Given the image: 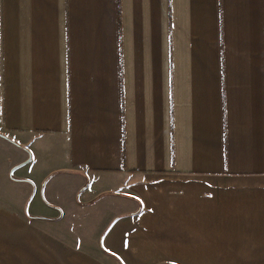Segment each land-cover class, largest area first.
I'll use <instances>...</instances> for the list:
<instances>
[{
    "label": "crops",
    "instance_id": "crops-1",
    "mask_svg": "<svg viewBox=\"0 0 264 264\" xmlns=\"http://www.w3.org/2000/svg\"><path fill=\"white\" fill-rule=\"evenodd\" d=\"M0 264H264V0H0Z\"/></svg>",
    "mask_w": 264,
    "mask_h": 264
},
{
    "label": "rangeland",
    "instance_id": "rangeland-1",
    "mask_svg": "<svg viewBox=\"0 0 264 264\" xmlns=\"http://www.w3.org/2000/svg\"><path fill=\"white\" fill-rule=\"evenodd\" d=\"M36 206V205H35ZM46 207H48L46 210H48V213L50 212V214H52L53 212H54V210L53 209H56V210H59L57 207H54V206H52V205H50V206H48V205H45ZM34 207V206H33ZM33 207H32V205H26V209H28V210H32L33 209ZM60 213L62 214V211H60ZM66 219L68 220V222H69V224H71V223H74V224H76L77 223V220H76V217H75V215H74V213H70V214H66Z\"/></svg>",
    "mask_w": 264,
    "mask_h": 264
}]
</instances>
